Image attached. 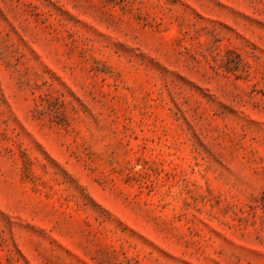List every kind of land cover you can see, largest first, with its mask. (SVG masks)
I'll return each mask as SVG.
<instances>
[{
  "label": "rangeland",
  "instance_id": "374dc122",
  "mask_svg": "<svg viewBox=\"0 0 264 264\" xmlns=\"http://www.w3.org/2000/svg\"><path fill=\"white\" fill-rule=\"evenodd\" d=\"M0 264H264V0H0Z\"/></svg>",
  "mask_w": 264,
  "mask_h": 264
}]
</instances>
